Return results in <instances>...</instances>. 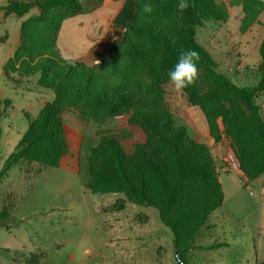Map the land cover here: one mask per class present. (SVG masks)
<instances>
[{"label": "trees", "instance_id": "trees-1", "mask_svg": "<svg viewBox=\"0 0 264 264\" xmlns=\"http://www.w3.org/2000/svg\"><path fill=\"white\" fill-rule=\"evenodd\" d=\"M101 2L7 0L3 7L19 17L35 7L40 11L21 23L20 43L3 67L5 77L15 85L20 77L35 76L36 85L52 90L54 97L30 121L3 162L0 181L22 160L61 166L66 153L61 136L66 111H76L83 120L97 124L126 118L130 127L140 125L143 138L130 148L112 137L94 147L85 188L94 194H123L119 210L124 201L155 208L184 262L183 254L196 247L197 234L211 227L208 219L222 205L224 193L211 148L192 138L165 110L167 73L181 52L199 53L198 78L183 91L202 112L212 140H225L224 172L234 173L245 187L264 173V118L256 102L264 92V35L259 46V80L254 86H241L218 71V64L195 39L196 28L204 22L227 18L225 3L189 0L188 9L180 13L179 0H130L133 14L112 58H102L99 65L85 57L63 58L57 47L62 21L89 13ZM228 4L241 7L242 32L264 12V0H229ZM57 9L62 14L57 15ZM139 14H158L161 19L150 22L138 18ZM38 22L41 28L36 27ZM134 36L144 38V43ZM125 54L127 59L122 57ZM97 65L122 80L100 77ZM9 218L7 210L0 208V225ZM221 246L228 243L213 247ZM256 264H264V259Z\"/></svg>", "mask_w": 264, "mask_h": 264}, {"label": "rangeland", "instance_id": "rangeland-1", "mask_svg": "<svg viewBox=\"0 0 264 264\" xmlns=\"http://www.w3.org/2000/svg\"><path fill=\"white\" fill-rule=\"evenodd\" d=\"M228 1L216 0L226 4L227 18L204 22L203 27L196 28L195 39L218 64L220 73L232 77L238 85L254 86L258 81L264 12L242 32L241 7L229 6ZM3 2L0 0V4ZM58 10L56 14H62ZM39 12L32 8L24 18ZM2 16L0 13V18ZM81 16L85 18L86 15ZM138 18L150 22L161 19L158 14H139ZM21 19L12 15L7 33L12 34ZM36 27L41 28V24L38 22ZM70 32L67 23L58 46L63 58L76 59V53L83 51L87 42L82 32ZM134 39L144 43V38L134 36ZM64 47L74 51L73 56H68ZM9 51L8 43L0 45V169L37 113L39 98L35 91L16 87L4 78L1 68ZM122 57L127 59L128 55ZM96 72L111 81L122 80L109 75L104 65L98 66ZM165 89V110L175 123L178 124L174 113L180 111L176 116L187 125H179L184 126L192 138L198 136L211 148L224 193L222 205L208 219L211 227L202 229L195 238L196 247L183 254L185 264H256L262 261L264 175L260 182L255 179L244 187L234 173H225V140L217 143L212 140L202 112L188 101L183 90L176 91L170 82ZM38 90L52 93L49 89ZM176 94L183 96L180 105L172 99ZM29 102L35 108L26 115ZM256 102L264 118V92L257 95ZM186 105L189 107L184 110ZM186 110L192 115L185 114ZM61 136L66 153L60 167L22 160L0 181V208H5L10 215L9 220L0 225V264H175L173 235L162 224L155 208L124 201L123 209L119 210L123 194H94L85 188L91 150L107 137L130 148L143 138L140 125L130 127L126 118L97 124L68 110L63 114ZM219 242H227L228 246L213 247Z\"/></svg>", "mask_w": 264, "mask_h": 264}, {"label": "crops", "instance_id": "crops-1", "mask_svg": "<svg viewBox=\"0 0 264 264\" xmlns=\"http://www.w3.org/2000/svg\"><path fill=\"white\" fill-rule=\"evenodd\" d=\"M6 4H7V0H4V2L0 4V13L3 14V16L0 18V24H2L3 26V28L0 29V45L5 44V42L10 45V51L7 54L6 59H4L2 63V68H1V72L3 73L4 78L7 80V78L5 77L4 71H3V67L8 61V59L13 56L15 49L20 43V26H21V23L26 18H28V17L24 18V16L31 9L25 15L21 16L22 19L20 20V23L17 26L16 30L14 29L13 33L9 34L7 33L8 20L12 15H15V14L13 12H6L4 9H2V7L5 6ZM34 9H38V8L35 7ZM82 14L86 15L85 18L81 16ZM132 14H133V7L131 5L130 0H102L101 4L97 8H95L93 11L89 13L76 14V15H73L71 17L64 19L61 23L58 36H57V47L59 51H61L60 55L63 52H62V49L59 48L58 46V41L62 34L64 26L67 25L68 23V26L71 29L70 34L82 32L87 42L83 51L76 53L78 54L76 59H81L85 57L91 63H97L102 58H106V57L112 58L115 55V52L121 41V31L123 27L131 20ZM64 48L66 52H68V56H73L72 54H74V51L68 50V47L67 48L64 47ZM61 56L63 57V54ZM229 78L234 82L232 77H229ZM22 79L23 80L20 83L15 84V85L13 84V85L16 87H22L26 90H33L36 93H38V97H39L37 101L38 111L37 113H35V116L32 117L34 119L39 113L40 109L45 105V103L53 99L54 93L52 90H51L52 93L50 94H46V92L42 90H38V88H42V87H39L36 85L35 76L23 77ZM257 80H259V72H258ZM30 82H32L31 85H30ZM43 89H46V88H43ZM181 97H183L181 94H176L174 97L172 96V99L174 103H177L178 105H180V103H182ZM188 107L189 106L186 105L184 106L183 109L185 110ZM34 108H35V105L29 102L28 105H26V109H27L26 115H30L33 112ZM178 112L180 111H177V113H174L176 122L178 124H182L186 126L187 122L179 119V117L176 116ZM190 113L191 112L189 110H186L185 112V114H190ZM194 138L196 140L202 141V139H200L198 136ZM202 142H204V140ZM263 175L264 173L260 175L258 178H256V181L257 180L259 181V179L261 180V177H263Z\"/></svg>", "mask_w": 264, "mask_h": 264}, {"label": "clouds", "instance_id": "clouds-1", "mask_svg": "<svg viewBox=\"0 0 264 264\" xmlns=\"http://www.w3.org/2000/svg\"><path fill=\"white\" fill-rule=\"evenodd\" d=\"M188 7L189 0H179L177 9L180 13L186 11ZM145 11H151V9L146 8ZM199 60L200 55L195 50L188 49L180 53L176 64L167 73L168 81L176 91H182L196 82Z\"/></svg>", "mask_w": 264, "mask_h": 264}, {"label": "water", "instance_id": "water-1", "mask_svg": "<svg viewBox=\"0 0 264 264\" xmlns=\"http://www.w3.org/2000/svg\"><path fill=\"white\" fill-rule=\"evenodd\" d=\"M174 262L175 264H184L182 259L179 257V251L177 249L174 250Z\"/></svg>", "mask_w": 264, "mask_h": 264}]
</instances>
